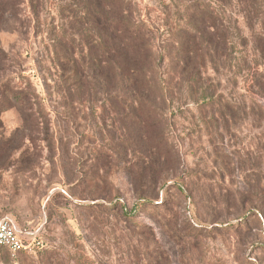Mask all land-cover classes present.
<instances>
[{"label": "rangeland", "instance_id": "1", "mask_svg": "<svg viewBox=\"0 0 264 264\" xmlns=\"http://www.w3.org/2000/svg\"><path fill=\"white\" fill-rule=\"evenodd\" d=\"M129 2L155 51L168 50L181 25L171 2ZM237 4L220 3L226 27ZM35 7L22 0L0 32V81L27 98H0V218L42 245L0 247V264H264V92L252 87L264 73V18L246 62L218 53L214 93L230 107L161 96L160 118L145 125L105 67L87 68L69 0Z\"/></svg>", "mask_w": 264, "mask_h": 264}, {"label": "trees", "instance_id": "2", "mask_svg": "<svg viewBox=\"0 0 264 264\" xmlns=\"http://www.w3.org/2000/svg\"><path fill=\"white\" fill-rule=\"evenodd\" d=\"M169 1L181 25L164 39L166 47L170 48L157 53L144 23L130 11L129 0H69L73 6L72 16H78L72 23L82 29V45L79 47L81 50L84 48L93 64L87 68L105 67L118 84L119 92H129L127 97L118 94L116 98L129 100L134 109L130 116L145 125L160 118L152 103L161 96L173 99L185 95L193 103L212 109L230 107V101L214 93L217 86L214 74L222 65L217 60L224 57L218 53L227 49L229 56L238 53L246 62L250 56L249 38L257 39L259 30L255 29L264 18V0H237L239 9L233 24L227 27L223 18L225 10H219L220 3L230 4L233 0ZM20 2L22 0H0V32L7 30V24L12 20L10 17L16 15ZM28 3L34 12L38 0H28ZM228 36L231 41H228ZM57 39L62 54L66 53L65 48L69 45L64 41L65 35L60 34ZM70 49L75 50L73 47ZM156 57L160 61L157 65ZM4 60H7L6 54L0 47V62ZM234 64L232 62L231 67L235 70ZM157 67L163 69L162 75L156 72ZM59 68L63 70V63ZM247 71L252 72L250 69ZM252 77V87L258 86L264 92V73L254 72ZM17 91L11 81H0V98L7 99L13 93L16 102H25L26 96ZM219 115L224 117L221 112Z\"/></svg>", "mask_w": 264, "mask_h": 264}, {"label": "built area", "instance_id": "3", "mask_svg": "<svg viewBox=\"0 0 264 264\" xmlns=\"http://www.w3.org/2000/svg\"><path fill=\"white\" fill-rule=\"evenodd\" d=\"M22 231L18 228L15 221L10 216L0 218V247L7 249L10 253L15 254L21 251L33 252L42 245V241L35 238V234H28L27 241L20 235ZM23 233V232H22Z\"/></svg>", "mask_w": 264, "mask_h": 264}]
</instances>
